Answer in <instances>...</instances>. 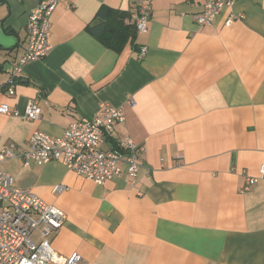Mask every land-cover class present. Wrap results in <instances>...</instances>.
<instances>
[{
  "label": "crops",
  "instance_id": "0c3cea01",
  "mask_svg": "<svg viewBox=\"0 0 264 264\" xmlns=\"http://www.w3.org/2000/svg\"><path fill=\"white\" fill-rule=\"evenodd\" d=\"M143 1L147 29L121 53L86 31L101 5L135 20ZM207 1L65 0L47 54L11 82L37 0H0V104L40 109L36 121L0 114V148L25 149L33 130L59 137L101 104L125 115L103 148L125 136L139 146L133 183L98 185L58 161L1 164L64 213L50 236L58 254L77 252L78 264H264V179L242 191L264 162V0H235L200 26Z\"/></svg>",
  "mask_w": 264,
  "mask_h": 264
},
{
  "label": "built area",
  "instance_id": "2783aa9c",
  "mask_svg": "<svg viewBox=\"0 0 264 264\" xmlns=\"http://www.w3.org/2000/svg\"><path fill=\"white\" fill-rule=\"evenodd\" d=\"M65 0H37L30 10L26 29L27 47L16 61L11 72V82L21 76L22 67L31 61L43 58L49 48V27L53 11ZM235 0H208L197 16V24L210 26L224 6ZM149 15V2L143 1L135 18L137 32H145ZM232 18L227 19V23ZM146 52L142 48L140 56ZM10 94L13 90L10 88ZM131 104L132 100L128 99ZM93 119H80L70 123L59 137H51L33 130L27 139V147L15 144L0 148V264H78L79 254H58L52 246L50 236L58 231L65 220L64 213L56 206L45 202L33 190L14 184L13 176L2 170L1 164L9 159H18L24 166L32 163L44 164L58 161L77 174L91 179L98 185L113 178L127 179L133 183L141 169L137 151L139 146L129 136L119 138L108 150L103 148L105 135L113 125L125 119L123 106L112 107L101 104ZM0 114L23 117L36 121L40 109L29 102L21 114L6 103L0 104ZM258 179H264V162L260 164L258 176H247L242 188L248 189ZM63 190L62 185L54 187Z\"/></svg>",
  "mask_w": 264,
  "mask_h": 264
},
{
  "label": "trees",
  "instance_id": "16d2710c",
  "mask_svg": "<svg viewBox=\"0 0 264 264\" xmlns=\"http://www.w3.org/2000/svg\"><path fill=\"white\" fill-rule=\"evenodd\" d=\"M85 29L115 53H121L127 45H133L137 34L135 22L128 10L107 5L98 8Z\"/></svg>",
  "mask_w": 264,
  "mask_h": 264
}]
</instances>
